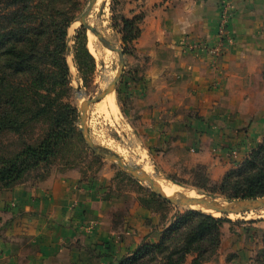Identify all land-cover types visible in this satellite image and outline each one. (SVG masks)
I'll return each mask as SVG.
<instances>
[{
    "label": "crops",
    "instance_id": "0c3cea01",
    "mask_svg": "<svg viewBox=\"0 0 264 264\" xmlns=\"http://www.w3.org/2000/svg\"><path fill=\"white\" fill-rule=\"evenodd\" d=\"M133 2L124 14L141 16L140 34L121 90L139 134L204 163L212 161L211 144L260 142L264 0ZM223 4L230 5L232 41L214 59L192 46L217 44ZM107 181H80L72 172L0 188V264H119L143 242H156L167 224L158 225L157 214L137 202L125 212ZM244 227L223 224L217 254L202 264H264V221Z\"/></svg>",
    "mask_w": 264,
    "mask_h": 264
},
{
    "label": "trees",
    "instance_id": "16d2710c",
    "mask_svg": "<svg viewBox=\"0 0 264 264\" xmlns=\"http://www.w3.org/2000/svg\"><path fill=\"white\" fill-rule=\"evenodd\" d=\"M81 10V0H0L2 189L23 181L37 183L56 174L47 167L57 153L72 144L74 138L82 140L75 125L77 108L67 100L71 86L66 60L67 29ZM140 19L139 15L122 18L125 46L139 36ZM78 39L75 62L81 70L83 65L90 68L93 57L84 46V38ZM13 134L17 142L2 141ZM39 167L46 168L45 174L30 178L32 170ZM195 180L196 186L208 188L204 166H197ZM208 189L228 199L264 195V137L240 164L227 170L220 182ZM139 197V204L151 200V196ZM155 197L168 203L158 195ZM122 216L121 211L116 212L114 223H119ZM225 223H232L226 215L214 216L196 209L177 213L156 242H143L119 264H202L217 254ZM262 240L264 243V234Z\"/></svg>",
    "mask_w": 264,
    "mask_h": 264
},
{
    "label": "rangeland",
    "instance_id": "374dc122",
    "mask_svg": "<svg viewBox=\"0 0 264 264\" xmlns=\"http://www.w3.org/2000/svg\"><path fill=\"white\" fill-rule=\"evenodd\" d=\"M133 1L96 0L87 15V22L93 24L90 25L98 31L100 30L99 32L102 35L104 33L112 38L123 51L124 47L126 48L124 60L132 52L130 50L132 43L127 46L124 45L121 32L122 18L133 17L124 14L125 10L133 6ZM88 2L89 0H81L82 10L68 27L66 36V60L71 86L67 100L77 108L78 120L75 125L79 134L80 104L83 100L90 99L104 90L106 85L116 76L119 66L118 53L113 54L115 57L110 55L111 57L109 56L107 59L101 60L90 49L89 42L95 35L90 30L84 28L77 20ZM79 36L84 38V46L94 60L90 68L83 65L82 70L75 62V52L78 47ZM92 41L99 45L101 44L100 47L104 46L96 36ZM100 53H102V50L98 52L99 55ZM122 76L117 83L116 89L110 92L111 95L108 99H103L104 96L99 101L89 105L86 126L92 141L96 145L116 153L126 163L134 166L138 165L137 167L150 168L151 174L166 188L177 187L185 193L215 196L223 201L231 200L218 193L212 194L208 188L213 184L219 183L227 170L240 164L261 143V140L251 145L249 140H222L218 145L211 144L210 147L212 149L209 154L212 156V161H207V163L196 161L193 155L185 153L182 149L172 150L171 148H166L163 144H156L155 140H146L134 128L132 118L128 114L127 95L121 90ZM33 135L35 137L36 133ZM10 136L9 140L2 141L5 144L12 141L17 142L14 134ZM239 150L243 152L239 154ZM225 161L227 163L223 166ZM197 166H204L205 174L209 179V183H207L208 188L195 185ZM47 168L50 171L53 170L52 172L56 174L76 173L80 181L84 180L83 178H88L86 180H89V178H108L106 186L109 188V194L112 199L116 200L123 207L125 212L129 210L131 205L136 204V197L138 195L142 199L151 196L150 201L137 203L141 207L147 210L150 209L153 212V202L154 199L157 200L156 214L158 225L168 224L177 213L192 209L187 206L174 205L170 202L161 203L146 182L136 180L121 170L115 162L96 155L83 139L74 138L72 144L68 145L64 151L57 153L56 158ZM59 169L68 170L60 173L57 171ZM45 172L46 168L39 167L38 169H33L29 177L33 178L35 175L45 174ZM263 209L226 215L232 221V223L228 224H245L244 228H246L249 223L264 221V216H261ZM125 214L127 215V213ZM219 216H222V214ZM162 217L165 219L163 220ZM244 231H247V229H244Z\"/></svg>",
    "mask_w": 264,
    "mask_h": 264
},
{
    "label": "water",
    "instance_id": "95a60500",
    "mask_svg": "<svg viewBox=\"0 0 264 264\" xmlns=\"http://www.w3.org/2000/svg\"><path fill=\"white\" fill-rule=\"evenodd\" d=\"M96 0H89L86 8L81 12L78 16L77 20L81 23V25L90 30L107 48L110 50H114L118 53L119 57V66L118 72L116 76L106 85L104 90H102L96 96L83 100L80 104V126L79 131L82 136V139L86 143V145L98 156L115 162L118 167L123 170L124 172L128 173L130 176L135 178L140 182H146L151 190L158 195L159 197L167 200L168 202L179 205V206H187L192 208L195 206L197 210H210L213 212H218L222 215H229V214H240L246 213L248 211H252L255 209L264 208V195L257 196V197H250V198H238V199H231L227 201L220 200L215 196H206L203 194H198L201 197H191L181 193H175L173 195H166L160 186L148 175L146 172L142 171L139 167L134 166L132 164L126 163L123 159L118 156L116 153L105 149L101 146L96 145L89 136L88 129L86 126V118H87V111L89 105L99 101L108 93L114 91L116 89L117 83L120 81L121 76L124 71L125 67V60H124V51L121 47L117 44L105 39L103 35L92 25L87 22V15L92 9Z\"/></svg>",
    "mask_w": 264,
    "mask_h": 264
},
{
    "label": "built area",
    "instance_id": "2783aa9c",
    "mask_svg": "<svg viewBox=\"0 0 264 264\" xmlns=\"http://www.w3.org/2000/svg\"><path fill=\"white\" fill-rule=\"evenodd\" d=\"M230 5L223 4L220 10V21L218 23L217 30V44L215 46H209L206 44H194L193 49L203 50L208 53L214 59H218L224 52V46L232 41L231 34L228 29V20L230 16Z\"/></svg>",
    "mask_w": 264,
    "mask_h": 264
},
{
    "label": "bare ground",
    "instance_id": "6f19581e",
    "mask_svg": "<svg viewBox=\"0 0 264 264\" xmlns=\"http://www.w3.org/2000/svg\"><path fill=\"white\" fill-rule=\"evenodd\" d=\"M92 24V23H90ZM93 25V24H92ZM100 31V30H99ZM103 37L108 39L109 41L115 43V41L110 38L109 36H107L106 34L103 33ZM95 38V36L93 38H91L90 42H89V45H90V49L93 51V53L98 56L101 60H105L107 59L110 55H112L113 57H115L113 54L117 52L116 51H113V50H110L109 48H106L104 46H101L97 43H94L92 40ZM95 41V40H94ZM97 41V40H96ZM116 44V43H115ZM101 48V49H100ZM102 50V53H100V55L98 54V52H100ZM104 55V56H102ZM117 56V55H116ZM111 57V56H110ZM111 93H108L103 99H108L110 97ZM138 166V165H137ZM139 168L146 172L148 175H150V177L160 186V188L162 189V191L166 194V195H173L175 193H181V194H184V195H187V196H191V197H201L199 196L197 193L195 194H191V193H185V192H182L179 188L177 187H172V188H166L161 182H159L152 174H151V170L150 168L148 167H141L139 166ZM162 184V185H161ZM192 208H196L195 206H193ZM198 209V208H197ZM196 209V210H197ZM203 212H206V213H209V214H212L214 216H219L220 213L218 212H213V211H210V210H202ZM261 216H264V209L261 211Z\"/></svg>",
    "mask_w": 264,
    "mask_h": 264
}]
</instances>
